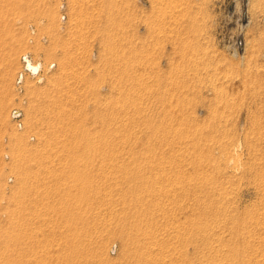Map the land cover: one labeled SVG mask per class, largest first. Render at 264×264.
I'll return each mask as SVG.
<instances>
[{
    "label": "rangeland",
    "instance_id": "rangeland-1",
    "mask_svg": "<svg viewBox=\"0 0 264 264\" xmlns=\"http://www.w3.org/2000/svg\"><path fill=\"white\" fill-rule=\"evenodd\" d=\"M0 264H264V0H0Z\"/></svg>",
    "mask_w": 264,
    "mask_h": 264
},
{
    "label": "bare ground",
    "instance_id": "bare-ground-1",
    "mask_svg": "<svg viewBox=\"0 0 264 264\" xmlns=\"http://www.w3.org/2000/svg\"><path fill=\"white\" fill-rule=\"evenodd\" d=\"M25 66L28 68V70L32 73H36L38 70L39 65L38 64H32L29 60L26 59Z\"/></svg>",
    "mask_w": 264,
    "mask_h": 264
}]
</instances>
